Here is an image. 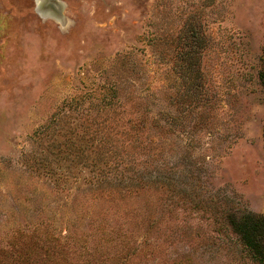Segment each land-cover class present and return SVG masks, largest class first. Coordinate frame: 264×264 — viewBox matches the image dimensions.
<instances>
[{
  "label": "rangeland",
  "instance_id": "rangeland-1",
  "mask_svg": "<svg viewBox=\"0 0 264 264\" xmlns=\"http://www.w3.org/2000/svg\"><path fill=\"white\" fill-rule=\"evenodd\" d=\"M51 2L0 0V264H261L264 0Z\"/></svg>",
  "mask_w": 264,
  "mask_h": 264
},
{
  "label": "trees",
  "instance_id": "trees-1",
  "mask_svg": "<svg viewBox=\"0 0 264 264\" xmlns=\"http://www.w3.org/2000/svg\"><path fill=\"white\" fill-rule=\"evenodd\" d=\"M185 65L184 66L187 67V64ZM263 85H264V77H263ZM120 169L117 172H120ZM96 178L98 181H101L102 180L101 174H98L97 172ZM126 220H129V217H126ZM235 229L236 232L240 234L241 241L243 242L245 247L248 250H250L252 254V259L258 263L264 264V216L246 214L243 217V219L237 223ZM35 236H36L35 239L37 241V249H38L36 255L42 261L50 260L55 255H61L60 256L61 258L64 257L65 253L61 252L64 249L61 248V245L58 243V241H56V239H53L49 235H47L45 238L38 236V234H35ZM50 244H56L59 246V248L55 249V246L49 247ZM105 248L106 247L101 246L96 250H92L90 248H87L86 246H83V248L80 249L78 248L73 249V253L78 258L83 259L81 264H90L89 261L87 260H90L92 257H94L92 260L94 264H102L104 257L103 254L101 253H103L102 250ZM118 248H121V246L118 245ZM53 264H57V262Z\"/></svg>",
  "mask_w": 264,
  "mask_h": 264
},
{
  "label": "water",
  "instance_id": "water-1",
  "mask_svg": "<svg viewBox=\"0 0 264 264\" xmlns=\"http://www.w3.org/2000/svg\"><path fill=\"white\" fill-rule=\"evenodd\" d=\"M37 1V8L38 11L45 16H56L57 18H61L60 16V9L61 4L55 5L51 2V0H36ZM57 9V11H56ZM55 10V11H54Z\"/></svg>",
  "mask_w": 264,
  "mask_h": 264
}]
</instances>
